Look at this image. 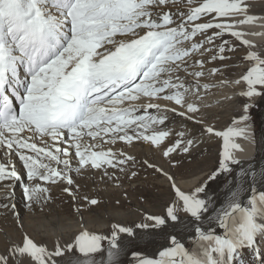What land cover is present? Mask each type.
Segmentation results:
<instances>
[{"label": "snow or ice", "instance_id": "1", "mask_svg": "<svg viewBox=\"0 0 264 264\" xmlns=\"http://www.w3.org/2000/svg\"><path fill=\"white\" fill-rule=\"evenodd\" d=\"M255 7V0H0V182H13L0 211L24 228L13 200L21 181L12 162L16 156L29 182L22 189L27 208L44 212L53 200L50 186L64 184L79 215L77 230L67 240L57 236L51 248L23 231L0 254V264H97L101 251L106 264H120V234L134 236V228L114 224L110 236L90 231L84 212L101 201L78 196L73 175L103 169L119 181L111 168L137 178L138 171L126 169L135 168L136 157L114 151L117 142L146 143L175 168L185 161L173 153L191 156L203 137H221L218 168L208 180L241 163L234 153L244 148L236 138L252 142L246 113L255 97H264V52L253 50L255 43L246 38L264 32L241 30L256 22L264 28V15H255ZM241 46L248 49L243 60L250 66L238 79L219 83L245 84L238 95L249 103L233 126L220 131L203 110L211 107L202 102L203 94L214 85L200 81L207 64L219 61L227 68L223 62ZM208 74L224 76L220 67ZM169 114L199 126V136L187 124L169 128ZM141 163L163 176L174 195L163 214H147L135 228L181 224L188 239L168 233L156 256L133 252L136 264H264V171L257 179L255 169L242 168L216 205L206 193L207 181L182 190L165 168L147 159Z\"/></svg>", "mask_w": 264, "mask_h": 264}, {"label": "rangeland", "instance_id": "2", "mask_svg": "<svg viewBox=\"0 0 264 264\" xmlns=\"http://www.w3.org/2000/svg\"><path fill=\"white\" fill-rule=\"evenodd\" d=\"M256 7L253 9V13H264V2L255 0ZM225 39L231 40L234 43L233 38L225 36ZM247 48L241 46L235 53L230 54L232 58L224 61L223 64L228 65L227 68H223L221 62H213L206 65L205 76L201 78L200 83H209L214 85L206 93L203 94V103L211 105V107L203 109L209 117V122L213 121L214 127L217 130L224 131L228 127L233 126V120L238 118L242 114L243 105L249 103V101L238 95L239 92L245 89L246 85L241 83L239 86H222L219 82L222 79L236 80L239 76L246 71L250 66L249 63L243 60ZM207 57H205L206 59ZM220 67L224 72V76L217 74L216 76H210L208 73L211 68ZM183 75V73L181 74ZM191 83V78L187 81ZM224 96L232 97L230 100H223ZM188 99L194 100L195 97L189 96ZM222 101L217 104V101ZM161 103H164L161 101ZM250 107V119L248 123L253 129V134L256 138H260L263 125V113H264V97H255L251 101ZM154 112V110H149ZM170 115L169 128L180 130L182 125L187 124L188 128L194 131L199 136V126H194L187 121L181 120V118ZM261 121V122H260ZM213 125V124H212ZM177 137L173 136L169 143L174 142ZM204 143L198 145L191 156H185L184 154L177 155L179 159L189 162V165L177 166V168H168V171L175 175L179 186L182 190H191L196 186H200L207 181V189H215L217 191L226 190L231 181L237 176L238 170L236 165H232V171L230 173H221L213 180H208V177L212 175L218 168V161L220 153L223 149V142L221 137H214L208 139L203 137ZM134 147L131 145L121 146L117 144L114 146V151H126L129 154L136 157V166L131 168L126 166L128 171L136 170L139 172V176L133 180H129L127 175L121 174L116 169H108L109 174L115 172V175L122 176V180L116 181L110 180L107 176L103 175V169H84L81 174H73L76 184L80 185L78 196L88 195L89 197L97 198L101 201L98 206H94L91 211H85L84 215L91 217V224L95 228L101 227V231L105 233V236H110L113 231L112 225L119 224L117 221V215L128 214L130 211L138 210V214L143 216L147 215L146 208L157 209L159 206H164L169 200L173 198L172 192L168 181L161 175L153 172L152 169H147L142 165V161L147 159L151 163H155L161 166V161L167 162L168 159L164 158L158 151L155 153L154 148L146 143H135ZM108 146L106 145L105 148ZM148 148V149H147ZM150 149V151H148ZM149 153H148V152ZM151 152L154 154L151 155ZM159 153V154H158ZM157 154V155H156ZM194 155V156H193ZM152 156V157H151ZM162 156V157H161ZM161 157V158H160ZM167 159V160H165ZM161 160V161H160ZM252 160V158L248 159ZM2 162V161H0ZM14 163V161L12 160ZM160 162V163H159ZM192 163V164H191ZM73 167L77 165V160L73 158ZM167 165V163H165ZM243 162L241 163V165ZM184 165V166H183ZM171 167V166H170ZM170 169V170H169ZM22 179V185L15 184V194L19 196V199L15 200L17 206L16 210L20 214V222L23 223L24 228H18V221L14 216H9V212H0V253L2 254L7 248L10 241L9 234L14 232L17 236V241L21 240V232L30 231L34 229L38 236L42 239L43 243L47 240L55 241L57 236L62 235L63 239H67L72 232H74V226L76 227L79 216L75 211V205L70 197L62 191L64 184L52 185V191L57 194H53V200L47 205L44 212H40L38 209L33 212L31 209L25 206V200L22 194L23 186L28 182L27 176L24 173ZM259 175V174H258ZM119 177V176H118ZM10 183V182H9ZM86 183V184H85ZM85 184V186H83ZM119 184V186H117ZM8 184L0 187V191L5 193L8 191ZM216 186V187H215ZM206 189V190H207ZM126 193V195H125ZM116 200H120V205L115 204ZM83 203V201H80ZM116 215V216H115ZM62 221V222H61ZM132 221H127L126 224H130ZM73 228V229H72ZM72 231H71V230ZM77 229V228H76ZM97 233V232H93ZM29 234V233H28ZM48 238V239H47ZM52 238V239H51ZM8 240V241H7ZM103 248L108 246V241L105 240ZM250 256L245 255V260H249Z\"/></svg>", "mask_w": 264, "mask_h": 264}, {"label": "bare ground", "instance_id": "3", "mask_svg": "<svg viewBox=\"0 0 264 264\" xmlns=\"http://www.w3.org/2000/svg\"><path fill=\"white\" fill-rule=\"evenodd\" d=\"M260 2H264V0H260ZM254 14L258 15V16L264 15V13H254ZM241 30H243L245 32H257V33L264 32V28L260 27V22H256L253 25L243 26V28ZM246 38L249 40H252L255 43L256 48L253 50H256L258 52H264V35H258V36L248 35V36H246ZM250 111L251 110L249 108L248 113H246L247 115H249V117H250ZM243 114H245V113L242 110L241 115H243ZM212 122L213 121H211V124H213V125L216 124V123H212ZM217 128H219V127L217 126L216 129ZM251 132L253 133L252 127H251ZM260 133H261L260 138H256L255 135H253L252 142L245 141L243 138H236V142L240 143L243 146L244 151L243 152L237 151L234 153L235 156L240 160V162L241 163L243 162L242 165H241V163L236 165L238 173L240 172V170L242 168L246 169V170L255 169L257 171V179L259 178V175H258L259 172L264 171V113H263L262 132L260 131ZM134 142L139 143V144L143 143L140 141H134ZM222 142H223V140H222ZM118 145L125 146L123 144V142H118ZM147 147L150 148V146H147ZM148 151H150V149ZM156 152H158V151H155V153ZM153 154L154 153L151 152V155H153ZM172 155H173V159H177V160L179 159V156L175 155L174 153ZM250 158H252V160L248 161V159H250ZM12 160L14 161V165H15L18 173L21 175V181L16 182L15 184L22 185V179L24 178L23 174L25 173V170L23 168V164L19 160V158L16 156H13ZM165 160H167V159H165ZM2 162H4V161H2ZM161 162H162L161 167L165 168L166 170H168V168H170V169L172 168V167H170L169 161L165 162L162 160ZM165 163H167V165ZM184 165L185 166L189 165V162L185 161ZM118 176H119V180H122L123 175L120 176V174H119ZM237 179H239L238 174L231 181V184L229 185V187L232 186L233 182ZM6 183L9 185L13 182L12 181L0 182V187L4 186ZM241 183H243V180H241ZM85 184L83 186H85ZM208 187L209 186L207 184V188ZM229 187L223 191H217V190L213 189L214 187L212 189L206 188L207 189L206 193L208 194V196L210 198L213 199V201L216 205H219L222 201H224V199L227 195V190L229 189ZM245 187L247 188V185H245ZM0 191H3V190H0ZM14 193H15V191H14ZM57 193H54L52 191L51 195L57 194ZM3 195H4V193L0 192V199L3 198ZM17 199H19V196L15 194V196L13 197V200L15 201ZM137 211L138 210H135L132 212L130 211V213L124 214V215L119 213V215H117V221L119 222V225L133 227L134 232H135V235L131 236V237L127 236L126 234H120V243H121L122 248H123V250L120 254V264H136V260L131 255L133 252L140 253L142 256H147L149 258L156 256L158 251L161 250L162 246L166 245L165 237L168 233L179 234V236L183 237L184 241L187 242L188 233L184 229L183 225H181V224H177L175 226L170 224L169 226H167L163 230H161L160 228L136 229L135 228L136 224L141 223V222H146V221H143L144 216L142 214L139 215ZM146 211L148 212L147 214H163L165 211V207L164 206H162V207L158 206L157 209H153L150 207V208H146ZM0 212H3V211H0ZM7 215L12 216L11 213H9ZM77 219L79 221V216L77 217ZM90 219H91L90 216L84 215V220L86 222L87 228L92 232H97L96 234H100V235L105 236V233H103L100 229L101 227L95 228V226H93L91 224L92 221ZM127 221H132V222L127 225L126 224ZM148 223H151V222H148ZM185 223H187V221H185ZM77 227H78V222H77L76 227L75 226L73 227L74 231L77 230L76 229ZM30 229L31 230L28 231L29 235L32 236L35 240L42 242V239L38 236V233H36V231L34 229L32 230V228H30ZM9 238L12 241L13 240L17 241V239H18L17 236L14 234V232L9 234ZM21 239H22V237H21ZM104 242H105V240L102 241V245ZM46 244L51 248L53 245V241L47 240ZM6 245H8V244H6ZM107 247H104V249H107ZM95 260H96L97 264H106V251H101L99 253H96L95 254Z\"/></svg>", "mask_w": 264, "mask_h": 264}]
</instances>
